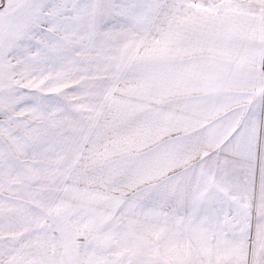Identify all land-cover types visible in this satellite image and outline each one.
<instances>
[{
  "label": "snow or ice",
  "instance_id": "6c2138e0",
  "mask_svg": "<svg viewBox=\"0 0 264 264\" xmlns=\"http://www.w3.org/2000/svg\"><path fill=\"white\" fill-rule=\"evenodd\" d=\"M0 264H264V0H0Z\"/></svg>",
  "mask_w": 264,
  "mask_h": 264
}]
</instances>
